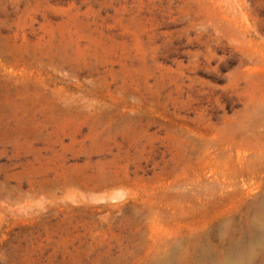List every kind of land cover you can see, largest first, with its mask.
<instances>
[{
	"label": "rangeland",
	"instance_id": "obj_1",
	"mask_svg": "<svg viewBox=\"0 0 264 264\" xmlns=\"http://www.w3.org/2000/svg\"><path fill=\"white\" fill-rule=\"evenodd\" d=\"M0 264H264V0H0Z\"/></svg>",
	"mask_w": 264,
	"mask_h": 264
}]
</instances>
